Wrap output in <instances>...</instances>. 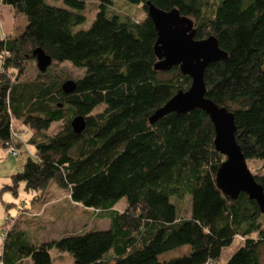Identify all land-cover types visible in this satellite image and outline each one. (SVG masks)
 Returning a JSON list of instances; mask_svg holds the SVG:
<instances>
[{
    "label": "trees",
    "instance_id": "trees-1",
    "mask_svg": "<svg viewBox=\"0 0 264 264\" xmlns=\"http://www.w3.org/2000/svg\"><path fill=\"white\" fill-rule=\"evenodd\" d=\"M59 1L64 7L0 0L25 19L17 36L0 39V146L16 145L12 125L19 122L30 131L25 141L33 147L0 191L15 198L21 184L32 203L45 199L53 181L70 202L107 218L108 225L45 242L27 237L31 231L21 229L18 214L6 220L0 264H52L51 250L65 253L69 264H260L264 214L244 193L231 199L216 187L215 171L224 158L212 145L207 115L191 109L148 122L190 79L176 66L153 69L156 36L145 2L188 17L195 40L215 38L226 56L205 66L204 97L233 114L234 140L245 162H260L264 169V0H124L139 6L140 20L100 0L85 30L74 29L85 20L84 0ZM36 47L50 64L26 79ZM65 61L82 69L66 94L57 68ZM91 104L102 109L76 111ZM78 114L85 125L76 134L69 122ZM56 122L57 132L43 133ZM251 175L264 194V173ZM186 197L189 215L182 217ZM122 198L124 208L114 210ZM236 236L240 246L220 263L221 250ZM185 245V254L159 258Z\"/></svg>",
    "mask_w": 264,
    "mask_h": 264
},
{
    "label": "water",
    "instance_id": "water-1",
    "mask_svg": "<svg viewBox=\"0 0 264 264\" xmlns=\"http://www.w3.org/2000/svg\"><path fill=\"white\" fill-rule=\"evenodd\" d=\"M145 6L156 36L153 44V54L156 58L153 69L166 72L170 67L176 66L182 75L190 79L188 88L183 91L178 89L167 103L149 116L148 122H154L167 112L179 114L191 109L204 112L213 127L212 145L224 158L215 171L216 187L231 199H235L239 192L244 193L248 199L256 202L258 210L264 214L263 188L252 177L234 140L233 114L204 97L202 75L205 66L224 58L225 53L219 49L212 35L195 40L192 21L181 16L175 8L162 11L148 1ZM31 52L37 70L43 72L50 64V57L38 47ZM60 85L64 94L75 88L71 79H65ZM69 125L74 133L79 134L84 129V117L79 114L73 116Z\"/></svg>",
    "mask_w": 264,
    "mask_h": 264
},
{
    "label": "rangeland",
    "instance_id": "rangeland-1",
    "mask_svg": "<svg viewBox=\"0 0 264 264\" xmlns=\"http://www.w3.org/2000/svg\"><path fill=\"white\" fill-rule=\"evenodd\" d=\"M113 7L110 9L120 15L132 17L134 20H140L143 17L142 11L139 6L134 4H127L124 0H110ZM49 4H53L57 7H62L63 3L59 0H47ZM85 9L82 14L85 20L74 26V29L85 30L94 18V13L97 10L100 0H84ZM64 7V6H63ZM54 66V65H52ZM57 68L62 76L61 80L76 79L82 75V69L72 67L69 62L65 61L61 64H57ZM36 66L34 61L26 63V73L24 78L32 77ZM170 74L161 76L162 78L169 77ZM102 109V105H89V106H76V111L82 114H89L99 112ZM61 123H52L43 133L53 134L57 132ZM12 131L15 132L14 143L12 147L16 149V155H11L7 147L0 146V186L3 184H9V174L22 169V164L27 157L32 156L33 147L31 144L25 141L26 137L30 134V131L26 127L21 126L19 122H14L12 125ZM247 168L251 174L260 175L264 173V169L261 167L260 162L247 161L245 162ZM43 194V198H38L35 202H30L31 193L24 191L21 184L18 185L17 194L15 198L11 195V192L7 189L0 191V232L8 226L7 219L10 221L12 218H16L18 225L23 231L29 228L30 233L27 237L33 236L38 241H50L56 239L61 235L72 234L73 232H83V230H103L108 225L107 218L95 217L91 210H84L83 207L76 205L69 200V196L64 189L57 187L53 181L48 183V188ZM45 201H43V200ZM40 200L41 203L38 201ZM2 202L12 203L3 209ZM124 199H119L114 205V210H122L124 208ZM22 208H26L29 212L25 213ZM189 202L186 197L183 200V205L180 210L182 217L189 215ZM23 214V215H21ZM25 214V215H24ZM27 214V215H26ZM30 219V220H27ZM264 223V217L262 218ZM29 222V223H27ZM242 240L238 236L234 237L229 246L224 247L220 253V263H224L229 255L234 252L241 244ZM188 247L175 248L172 251H168L159 256L160 259H169L174 256L185 254ZM52 264H69L70 259L65 253H58L51 250ZM260 264H264V245L259 249Z\"/></svg>",
    "mask_w": 264,
    "mask_h": 264
},
{
    "label": "crops",
    "instance_id": "crops-1",
    "mask_svg": "<svg viewBox=\"0 0 264 264\" xmlns=\"http://www.w3.org/2000/svg\"><path fill=\"white\" fill-rule=\"evenodd\" d=\"M25 24L23 15H15L13 9L8 5L0 4V39H8L19 34ZM1 217V216H0ZM3 231L0 232V251L3 241ZM20 264H31L29 259H23Z\"/></svg>",
    "mask_w": 264,
    "mask_h": 264
},
{
    "label": "built area",
    "instance_id": "built-area-1",
    "mask_svg": "<svg viewBox=\"0 0 264 264\" xmlns=\"http://www.w3.org/2000/svg\"><path fill=\"white\" fill-rule=\"evenodd\" d=\"M15 135H16L15 132H13V137H14ZM7 148H8L9 153H10L11 155H15V153H16V149H15L14 147H12L11 144H8V145H7Z\"/></svg>",
    "mask_w": 264,
    "mask_h": 264
}]
</instances>
